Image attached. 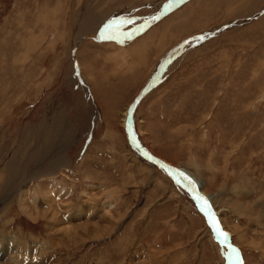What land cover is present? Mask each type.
Segmentation results:
<instances>
[{
  "label": "rangeland",
  "instance_id": "rangeland-1",
  "mask_svg": "<svg viewBox=\"0 0 264 264\" xmlns=\"http://www.w3.org/2000/svg\"><path fill=\"white\" fill-rule=\"evenodd\" d=\"M0 164L101 225L20 193L0 264H264V0H0Z\"/></svg>",
  "mask_w": 264,
  "mask_h": 264
},
{
  "label": "bare ground",
  "instance_id": "bare-ground-1",
  "mask_svg": "<svg viewBox=\"0 0 264 264\" xmlns=\"http://www.w3.org/2000/svg\"><path fill=\"white\" fill-rule=\"evenodd\" d=\"M150 34V33H149ZM132 111V110H131ZM131 111H129L130 112V114H131ZM130 114H129V116H130ZM9 162H11V160L9 161ZM15 162V161H14ZM27 162V161H26ZM16 165H17V167H19L18 168V171H15L14 173H16V176L18 175L19 177H17V178H15V177H12V175H11V177L12 178H15L16 179V181L18 182V181H20V180H22V179H24L25 177H27L28 176V174H25V171L28 173L29 171H28V167L26 168L25 167V164H24V166H23V164L21 163V165L19 164V163H15ZM16 165H15V168H16ZM177 165V164H176ZM0 167H2V165L0 164ZM14 168V167H13ZM52 170V169H51ZM55 170V169H54ZM53 170V171H54ZM53 171H49L48 173H47V175L48 174H50V173H53ZM185 171V170H184ZM189 171V170H188ZM190 174H192V173H190ZM194 174V173H193ZM44 175V174H43ZM31 176V175H30ZM33 176V175H32ZM52 176V175H51ZM195 177V176H194ZM193 177V178H194ZM31 178V177H30ZM29 178V179H30ZM1 179H3V176H1L0 177V180ZM12 181V180H11ZM202 181V180H201ZM199 182V181H198ZM6 183V182H5ZM24 183V182H23ZM42 183V182H41ZM40 183V184H41ZM46 183V182H45ZM18 183H16V182H12V184L10 185V187H12L14 190H13V193H11V194H6L5 196H3V197H1L0 198V212H4L3 210H9V208L11 207V203H13V200L15 199V196L16 195H18V194H20L21 193V191H20V186L21 185H17ZM22 184V183H21ZM51 184V183H50ZM203 184V183H202ZM165 185V184H164ZM41 186V185H40ZM201 186V185H200ZM39 187V186H38ZM45 187V186H44ZM28 188V187H27ZM47 188V187H46ZM161 188V187H160ZM109 189V188H108ZM36 190V189H35ZM39 191H41V190H39ZM30 192V190H25V191H22V193H21V198H20V206L22 207V209H25L26 211H27V213H28V216L31 218V220L32 221H34V222H38V221H40V220H45V221H47L49 224H51V225H56V227L55 228H57L59 225H62L63 227L62 228H64L63 229V233L65 234H69L68 236L70 237V238H72L73 239V241H75L76 242V240L80 237V234H79V229L80 228H82L84 231H85V233L87 234V235H89L91 238L92 237H95V238H99V237H101V235H99L98 234V232L99 231H101V225H99V224H91V223H87V224H78L77 225V223H76V225H73V224H75V217L77 216V215H79V213L80 212H78V213H74V212H71V214L69 215H67V218L66 219H61L62 218V215H61V213H60V209H58V207H57V203L55 202V198H56V194H55V196H53V195H51V193H49V192H47V193H45L46 192V190L44 191V189L42 190V193H44V196H42V195H39V193L37 192V193H32V195H31V198H32V202H31V204L29 205L28 204V201H27V198H28V193ZM201 192H203V191H201ZM206 193V192H205ZM36 194V195H35ZM93 194V193H92ZM12 199H11V198ZM8 198H10L11 199V201L9 202V200L10 199H8ZM210 198V197H209ZM212 198V197H211ZM8 199V200H7ZM115 199V198H114ZM113 199V200H114ZM7 200V204L5 203V201ZM42 200V201H41ZM112 200V199H111ZM105 202V201H104ZM38 203H42L41 205H39ZM46 203L48 204V205H46ZM114 203V202H113ZM112 203V204H113ZM60 204V203H59ZM3 206H7V209H2V207ZM42 206H47L46 208L47 209H42ZM105 207H107V206H105ZM246 207V206H245ZM104 209V208H103ZM104 210H106V209H104ZM233 210V209H232ZM89 212V211H88ZM73 213H74V215H73ZM86 214V213H85ZM89 215V214H88ZM82 217V216H81ZM65 224V225H64ZM50 225V226H51ZM69 225V226H68ZM107 225V224H106ZM65 226H68V227H65ZM73 226H75V227H73ZM53 227V226H52ZM60 227V226H59ZM51 228V227H50ZM59 229V228H58ZM105 229V228H104ZM240 229V228H239ZM227 232V231H226ZM61 233H62V231H61ZM109 233V232H108ZM103 234V233H102ZM61 236H63V234L61 235ZM107 236V235H106ZM90 238V239H91ZM4 251V250H3ZM8 251V250H7ZM6 251V252H7ZM0 256H2V254H0ZM45 257H48V256H45ZM47 259V258H46ZM39 262V261H38ZM140 262H143V261H140ZM145 262V261H144ZM37 263V262H36ZM224 263V262H223ZM56 264V263H55ZM57 264H59V263H57ZM233 264H234V262H233Z\"/></svg>",
  "mask_w": 264,
  "mask_h": 264
},
{
  "label": "snow or ice",
  "instance_id": "snow-or-ice-1",
  "mask_svg": "<svg viewBox=\"0 0 264 264\" xmlns=\"http://www.w3.org/2000/svg\"><path fill=\"white\" fill-rule=\"evenodd\" d=\"M153 19H158V17H154ZM196 199H198V200L203 199V200H204V203L202 204V208H203L206 212H208V211L210 210V209H209V206H208V202H207L206 199H204V198H202V197H199V196L196 197ZM209 221H210V223L212 224V227L216 229L217 234H218L219 236H222V237H226V236H227L226 233H224V232H222V231L220 230L219 222L216 221L215 217H213V216L210 215V216H209ZM233 252H235V249H233Z\"/></svg>",
  "mask_w": 264,
  "mask_h": 264
},
{
  "label": "water",
  "instance_id": "water-1",
  "mask_svg": "<svg viewBox=\"0 0 264 264\" xmlns=\"http://www.w3.org/2000/svg\"><path fill=\"white\" fill-rule=\"evenodd\" d=\"M161 73H162V72L160 71L159 74H161ZM133 111H134V109H132L131 113H132ZM131 126H132V124H128V127H129V128H131ZM179 171H180V170H179ZM179 171H178V172H179ZM180 172H181V171H180ZM170 173H171V175L174 177V175H175V171H174V170H171ZM199 209L202 210L203 212H205V210L202 209V207H200V206H199ZM215 235H216V234H215ZM215 237H216V236H215ZM226 238H227V237H222V236L220 237V236H219V239H220L219 242H221L222 240L226 242V240H227ZM216 239H217V237H216ZM217 240H218V239H217ZM221 243L224 244L223 242H221ZM224 245H225V247H226V249H227V250H225V251H226V254L232 259V258H233V254H232V253H233V249H235V247H233V245L230 244V243H228V242L225 243Z\"/></svg>",
  "mask_w": 264,
  "mask_h": 264
},
{
  "label": "crops",
  "instance_id": "crops-1",
  "mask_svg": "<svg viewBox=\"0 0 264 264\" xmlns=\"http://www.w3.org/2000/svg\"><path fill=\"white\" fill-rule=\"evenodd\" d=\"M200 210V209H199ZM26 257L27 256H25V263H27L28 261L30 262V261H32V259L31 258H29V259H26ZM23 258H21V259H19L18 261H20V260H22ZM5 260V259H4Z\"/></svg>",
  "mask_w": 264,
  "mask_h": 264
}]
</instances>
